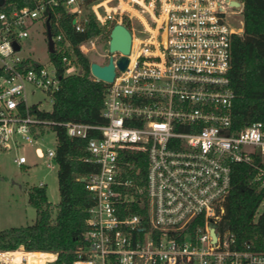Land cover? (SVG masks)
<instances>
[{
  "label": "built area",
  "instance_id": "2783aa9c",
  "mask_svg": "<svg viewBox=\"0 0 264 264\" xmlns=\"http://www.w3.org/2000/svg\"><path fill=\"white\" fill-rule=\"evenodd\" d=\"M242 9L243 0H32L0 11V148L36 144L57 125L86 139L84 161L98 167L79 178L93 203L74 264H264V252L238 246L220 227L234 164L249 165L250 183L264 190V122L236 128L232 120L228 74L233 38L243 33ZM61 10L73 15L77 31L90 17L109 33L115 24L130 31L128 63L115 66L104 92L103 124L42 119L39 102L28 101L36 92L52 101L60 87L50 57L46 65L20 55L37 21L45 37V21L53 24L64 75L81 73L65 54L72 47ZM94 38L78 45L82 54L94 48ZM109 55L115 63L122 54L108 51L99 64ZM33 151L49 166L55 161V148ZM132 154L145 157L144 175ZM15 161L27 162L24 155ZM30 253L0 249V264H30Z\"/></svg>",
  "mask_w": 264,
  "mask_h": 264
},
{
  "label": "trees",
  "instance_id": "16d2710c",
  "mask_svg": "<svg viewBox=\"0 0 264 264\" xmlns=\"http://www.w3.org/2000/svg\"><path fill=\"white\" fill-rule=\"evenodd\" d=\"M1 1V0H0ZM0 11L32 5V0H3ZM243 33L232 41L229 86L235 95L232 120L236 128L252 121L264 122V0H243ZM59 24L69 39L72 51L65 54L76 60L80 74L64 75L62 53L49 52L60 76V87L53 94L51 111H39L42 119L54 122L103 124L101 114L107 83L90 76L89 59L78 45L96 37L101 28L92 17L83 31L72 24L73 15L60 11ZM51 33H56L51 24ZM56 135L55 162L59 201H48L45 185L28 189V203L36 209V219L30 225L0 229V249L56 254L48 264H74L76 251L83 244L87 229L88 208L93 203L91 194L80 177L97 170L96 164L84 161L86 139L70 137L63 127H50ZM90 135H92L90 133ZM130 160L144 175V156L130 155ZM252 168L236 163L232 166L230 190L226 197L221 228L228 229L238 246L250 243L256 251L264 252V190L250 183ZM260 211L259 214H257ZM41 261V256H35Z\"/></svg>",
  "mask_w": 264,
  "mask_h": 264
},
{
  "label": "rangeland",
  "instance_id": "374dc122",
  "mask_svg": "<svg viewBox=\"0 0 264 264\" xmlns=\"http://www.w3.org/2000/svg\"><path fill=\"white\" fill-rule=\"evenodd\" d=\"M100 28L101 32L94 38V48L88 50L85 55L90 63H105L107 60L104 55L108 52L109 32L106 31L104 25H101ZM21 43V56H29L40 63L49 65L47 39L42 21L36 22L29 38L24 39ZM28 101L29 103L39 102V108L44 111L52 109V101L41 92L30 95ZM35 146L40 147L43 151L55 148L56 135L54 131L45 128L36 144L21 142L18 147L0 148V229L30 225L35 221L36 209L28 203L27 194L28 189L32 186L43 183L48 201L53 206L59 201L57 163L51 161L49 166L45 158H37L33 151ZM20 155L26 157L27 162L24 165H18L15 161ZM36 254L40 256L41 253ZM43 255V261L51 257L50 253H43ZM28 258L31 261H38L33 255H28Z\"/></svg>",
  "mask_w": 264,
  "mask_h": 264
},
{
  "label": "water",
  "instance_id": "95a60500",
  "mask_svg": "<svg viewBox=\"0 0 264 264\" xmlns=\"http://www.w3.org/2000/svg\"><path fill=\"white\" fill-rule=\"evenodd\" d=\"M45 27H46L48 52L53 53L54 44L52 39L51 27L48 20L45 21ZM13 45L15 50L19 49V46L16 43H14ZM130 46H131L130 31L122 24H115L109 33L108 51L110 53L118 51L122 55L116 59L115 63L113 62L112 55H109L106 64L91 62L89 65V70L91 74L102 82L111 83L115 76V66L119 70L125 69L128 63V58L126 57V55L130 51ZM80 181L83 182L84 179L81 178Z\"/></svg>",
  "mask_w": 264,
  "mask_h": 264
},
{
  "label": "bare ground",
  "instance_id": "6f19581e",
  "mask_svg": "<svg viewBox=\"0 0 264 264\" xmlns=\"http://www.w3.org/2000/svg\"><path fill=\"white\" fill-rule=\"evenodd\" d=\"M36 253H41V252H33V253H30L29 255H33V257L39 255V254H36ZM40 256H41V261H40V262H43V260H44V255H43V253H41ZM27 260H28V262H29L30 264H31V263H34V264H39V263H40L39 261H31V259H29L28 257H27Z\"/></svg>",
  "mask_w": 264,
  "mask_h": 264
}]
</instances>
